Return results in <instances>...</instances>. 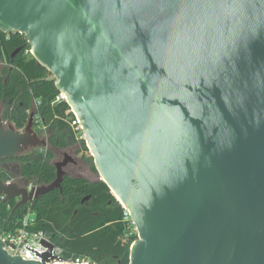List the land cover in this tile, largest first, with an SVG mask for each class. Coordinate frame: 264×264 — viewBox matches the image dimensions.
<instances>
[{"label": "water", "instance_id": "95a60500", "mask_svg": "<svg viewBox=\"0 0 264 264\" xmlns=\"http://www.w3.org/2000/svg\"><path fill=\"white\" fill-rule=\"evenodd\" d=\"M0 31L26 36L77 115L136 228L127 264H264V0H0ZM33 148H48L33 111L22 129L0 116L5 201L74 162L29 188L13 160ZM41 244L24 259L0 237V264H49Z\"/></svg>", "mask_w": 264, "mask_h": 264}, {"label": "trees", "instance_id": "16d2710c", "mask_svg": "<svg viewBox=\"0 0 264 264\" xmlns=\"http://www.w3.org/2000/svg\"><path fill=\"white\" fill-rule=\"evenodd\" d=\"M27 46L24 34L0 31V104L6 106L4 116L16 128L25 126L31 111L45 126L48 148L29 149L15 157L21 178L42 184L55 178L56 169L50 162L52 150L67 149L77 139L66 113L69 106L65 100L54 102L59 93L54 78L32 56L24 54ZM17 48L20 50L11 57ZM0 178L14 176L0 169ZM28 211L35 213L31 229L52 235L62 256L86 255L99 264L128 263L136 233L128 232L132 227L130 218H125V209L100 179L65 176L60 187L32 202L16 205L15 199L0 200V225L13 229Z\"/></svg>", "mask_w": 264, "mask_h": 264}, {"label": "built area", "instance_id": "2783aa9c", "mask_svg": "<svg viewBox=\"0 0 264 264\" xmlns=\"http://www.w3.org/2000/svg\"><path fill=\"white\" fill-rule=\"evenodd\" d=\"M27 44L28 46L25 48L24 54L32 56L28 41ZM61 100H65V96L63 93L59 92L54 102ZM35 103H38V101H36ZM66 113L69 114V125L75 135V138L84 140L82 126L77 115L72 111L70 107L66 110ZM3 123L5 126L11 124L10 121L7 120H4ZM34 128L41 135H45L46 128L38 115L34 116ZM11 180L12 179H8L7 181ZM35 185L36 184L29 183L28 187L30 188ZM0 200H4V195L0 194ZM125 218H129L126 210ZM34 220V211H28L21 219L19 225L15 226L13 229H4L0 225V237L4 243V248L9 254L18 255L24 259H39V253L47 250L46 247L41 244V240H45L54 244L52 254L56 256V259H54L49 264H99L86 255H72L67 257L62 256L61 249L57 246L53 239H50V234L43 231H34L31 229V226L35 223Z\"/></svg>", "mask_w": 264, "mask_h": 264}, {"label": "rangeland", "instance_id": "374dc122", "mask_svg": "<svg viewBox=\"0 0 264 264\" xmlns=\"http://www.w3.org/2000/svg\"><path fill=\"white\" fill-rule=\"evenodd\" d=\"M2 64L3 63L0 62V66H2ZM6 110H7L6 106L0 104V116L2 118V121L4 120L9 121V119L4 116ZM84 146H86L85 142H81V139H77L76 142L71 144L67 149L64 150L53 149L52 151L54 153V156L51 158L50 162L54 164L56 161L62 160L64 157V153H66L68 156L72 157L74 161H76L75 164L74 162H68L66 164V167H64L66 176H74V175L83 176L89 181H94L96 179H99V174L96 171V169H94L95 167L93 164V159L90 154V151L88 148L87 150L83 149ZM44 149L45 148H39V150L41 151H43ZM19 181L21 183L23 182L22 179ZM128 232L130 234L136 233V238H137L136 228L134 227L133 224Z\"/></svg>", "mask_w": 264, "mask_h": 264}, {"label": "flooded vegetation", "instance_id": "af4514ba", "mask_svg": "<svg viewBox=\"0 0 264 264\" xmlns=\"http://www.w3.org/2000/svg\"><path fill=\"white\" fill-rule=\"evenodd\" d=\"M13 161L18 163V161H17V160H15V159H14ZM75 163H76V161H74V164H75ZM65 167H66V166H65Z\"/></svg>", "mask_w": 264, "mask_h": 264}]
</instances>
